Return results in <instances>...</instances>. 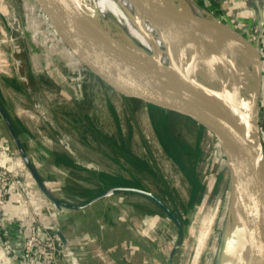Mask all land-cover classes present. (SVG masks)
I'll return each mask as SVG.
<instances>
[{"label": "rangeland", "instance_id": "1", "mask_svg": "<svg viewBox=\"0 0 264 264\" xmlns=\"http://www.w3.org/2000/svg\"><path fill=\"white\" fill-rule=\"evenodd\" d=\"M11 2L16 55L25 62L32 82L30 88L43 101L40 109L45 111L41 117L43 123L32 126L42 130V135L53 143L51 148L60 152L61 173L66 168L68 176L62 174L59 179L56 173L47 170L49 164L42 169L35 166L31 173L42 176L63 197L74 199L73 203L77 204L119 186L149 191L166 204L178 222L155 201L136 192L114 191L97 201L103 203L115 195L118 202L137 206L135 217L147 227L144 229L150 237L142 244L140 253L158 255L157 264H165L166 259L168 264H220L229 207L234 201L233 176L222 149L209 141L201 145L198 142L201 130L174 112L194 106L182 94L172 93L171 99L165 101L159 90L139 79L128 64L121 60L122 64L118 65L115 55L116 78L131 93L132 103H124L88 72L83 78L84 99L77 98L62 73H48L51 63L57 69L60 62L51 59L54 57L49 56L42 42L49 34L54 35L45 16L33 0H24V6L22 0ZM211 10L215 19L229 24L251 41L255 39L256 33L246 26L245 20L233 18V13L226 9ZM42 22L47 26L46 34L38 30ZM104 33L110 46L136 70L152 82L155 79L160 87L170 86L167 77L129 51L120 40L109 36L108 30ZM54 39L60 43L57 36ZM53 53H57L55 49ZM260 54L264 64L262 46ZM60 55L66 59L68 49H63ZM145 87L149 95L143 92ZM178 95L182 97L181 104L176 100ZM261 98L264 99V88ZM148 111L154 114L153 123L149 121ZM7 227L3 222V232L13 231ZM226 252L227 260L229 249ZM2 260L0 253V264Z\"/></svg>", "mask_w": 264, "mask_h": 264}, {"label": "crops", "instance_id": "2", "mask_svg": "<svg viewBox=\"0 0 264 264\" xmlns=\"http://www.w3.org/2000/svg\"><path fill=\"white\" fill-rule=\"evenodd\" d=\"M196 2L206 11H212L211 8L216 12L226 9L233 13V18L240 17L245 20L246 26L256 33L252 42L259 50L261 46L264 47V0H196ZM13 14L11 0H0V166L21 177L31 187L33 205L40 211L39 237L41 239L53 237L58 240L54 230V226H57L64 233L68 246L77 253L81 264H157L158 255L140 253L142 244L150 240V237L144 229L147 227L135 217L137 206L120 203L115 195L103 203H99L98 200L82 209L61 207L63 211L57 216L54 215L52 203L40 189L37 177L56 199L71 205L81 204L73 203L72 197L76 196H69L73 201L63 197L57 187H51L39 174L31 173L35 166L42 169V166L44 168V165L49 164L47 170L56 173L59 179L62 178V174L68 176L66 168L61 173L63 169L59 160L60 152L51 148L53 143L42 135V130L39 131L32 126L43 123L41 117H44L45 111L42 112L40 109L43 107V101H40L41 98L34 88L33 96L30 93L32 82L25 69V62L22 59L17 60L11 25ZM18 62L22 63L25 79L19 74ZM25 80L29 82V86ZM65 177L64 180H69ZM60 185L61 183L59 187ZM33 218L15 187L10 185L7 189L3 221L8 225L7 228H12L13 231L8 229L3 232V237L13 247L18 242L23 243L30 232ZM149 231L151 232L150 229ZM75 252L69 251V254L73 255ZM32 259L33 262L41 264H66L62 256L38 247L34 248ZM1 264L13 262L2 260ZM165 264H168L167 259Z\"/></svg>", "mask_w": 264, "mask_h": 264}, {"label": "bare ground", "instance_id": "3", "mask_svg": "<svg viewBox=\"0 0 264 264\" xmlns=\"http://www.w3.org/2000/svg\"><path fill=\"white\" fill-rule=\"evenodd\" d=\"M142 1L144 5L137 0H61L67 7L64 10L72 27L79 29L76 10L79 5L98 28L108 30L111 37L120 40L172 81L175 88L160 87L157 82L143 77L111 47L116 63L121 65L124 61L128 64L139 79L159 90L165 101L171 99L172 93L182 94L195 109L224 119L221 99L224 87H228L232 120L243 124L254 86V57L259 49L252 45L249 38L246 37L244 42L219 27H216L215 34L199 29L195 16L206 19H213L214 16L201 8L196 0ZM232 176L234 201L229 207L220 264H230L244 196L233 171ZM228 249L229 258L226 260Z\"/></svg>", "mask_w": 264, "mask_h": 264}, {"label": "water", "instance_id": "4", "mask_svg": "<svg viewBox=\"0 0 264 264\" xmlns=\"http://www.w3.org/2000/svg\"><path fill=\"white\" fill-rule=\"evenodd\" d=\"M23 6H24V0ZM42 14L45 16L54 30L60 43L55 41L52 35L46 36L44 43L45 50L49 56H53V49L63 54V48L68 51L77 60L78 65L72 68L67 60L61 58H51L58 60L57 69L62 73L68 87L77 98L83 97L82 87L85 83V72L92 74L102 84L110 88L121 100L126 103H132V95L128 89L118 81L115 74L114 52L110 46V40L105 35V29L98 28L96 22L86 17L82 8L77 5V15L79 18V29L72 27L68 21L66 12L61 0H33ZM144 5L142 0H137ZM33 14L37 15L35 10ZM199 29L206 33L215 34L216 27L236 36L238 39L246 42V37L229 24L218 19H206L195 16ZM44 22L39 25L40 34H46L47 28ZM48 40V43L46 42ZM55 46H53V44ZM254 47L258 46L252 43ZM259 49V48H258ZM22 58H18L19 61ZM18 71L21 77L25 79L22 72V63L18 62ZM27 86L29 82L25 80ZM263 89L262 59L260 50L254 57V86L249 101L246 120L243 124L235 123L232 119V104L230 100V88L224 87V96L221 99L223 117L218 119L205 110L194 108H182L177 111L179 115L188 119L200 131L198 142L202 145L207 141L211 145L219 146L229 165L227 167L230 174L234 173L238 187L244 191V196L240 204V217L237 220V235L234 249L230 254V264H264V145L260 134V97ZM143 92L150 94L147 87ZM33 96V91L30 88ZM176 100L183 103L182 97L177 96ZM177 102V103H178ZM150 123L154 122V114L147 112ZM152 117V118H151ZM197 130V131H198ZM200 145V148H201ZM19 181L21 177L16 175ZM37 183L50 202L57 208L64 207L70 209H82L93 202L107 197L114 191H132L152 199L159 204L176 222L178 219L172 211L153 193L133 187H115L104 191L99 196L88 200L81 205H71L59 199H56L44 187L43 183L37 177ZM179 226V224H178ZM55 234L59 243L64 249H71L66 241L64 233L60 228L54 226ZM181 232V230H180ZM22 242L14 246L16 256L20 257Z\"/></svg>", "mask_w": 264, "mask_h": 264}, {"label": "built area", "instance_id": "5", "mask_svg": "<svg viewBox=\"0 0 264 264\" xmlns=\"http://www.w3.org/2000/svg\"><path fill=\"white\" fill-rule=\"evenodd\" d=\"M262 72L264 74V64L262 60ZM264 77V76H263ZM264 85V79H263ZM264 88V86H263ZM263 91V89H262ZM259 113L261 112V119H264V99H260L259 102ZM260 134L262 142L264 145V129L260 127ZM10 185H13L21 197L22 203L29 207L31 210L33 218V223L30 226V232L25 237L21 255L16 256L14 247L3 237V220H4V207L6 202L7 189ZM53 208L54 215H59L63 209L55 207L51 204ZM40 211L33 205L31 187L23 180L19 181L14 173L0 166V253L2 254L4 261L13 262V264H41L33 262L32 255L35 247L46 250L54 255H61L66 264H81L77 253L73 249H64L62 245L53 237H47L46 239H41L38 235V227L41 225L39 222ZM73 250V251H72ZM70 252H75V258L73 255L68 254ZM18 262V263H17Z\"/></svg>", "mask_w": 264, "mask_h": 264}, {"label": "trees", "instance_id": "6", "mask_svg": "<svg viewBox=\"0 0 264 264\" xmlns=\"http://www.w3.org/2000/svg\"><path fill=\"white\" fill-rule=\"evenodd\" d=\"M30 3H32V2H30ZM62 3V2H61ZM33 5H35L34 3H32ZM36 6V8H37V5H35ZM38 10H40L39 8H37ZM40 14H42V12L40 13ZM43 15V14H42ZM44 16V15H43ZM49 30L51 31V27H50V25H49ZM56 36V34H55V32H54V35H53V37H55ZM110 36V35H109ZM113 38V37H112ZM114 39V38H113ZM125 46V45H124ZM63 49H66V47H63ZM129 51H131V50H129ZM57 53H53L54 55H53V57L54 58H60L59 57V52L58 51H56ZM69 52V51H68ZM133 54H135L137 57H139L140 59H141V57L139 56V55H137L136 53H134L133 51H131ZM60 56H62V55H60ZM62 59V58H61ZM64 61H66L67 60V62H68V65L70 66V67H72V68H76V66L78 65V62H77V60L73 57V55H71V53L69 52V55L67 56V58L66 59H63ZM145 61V60H144ZM146 62V61H145ZM147 63V62H146ZM148 65H150L149 63H147ZM151 66V65H150ZM152 67V66H151ZM50 69H48V73L49 74H55V73H60L57 69H56V67L54 68V66H53V63H51V66L49 67ZM154 68V67H153ZM155 69V68H154ZM159 72V71H158ZM143 77H145L146 79H148L147 78V76L145 75V74H141ZM148 80H150V81H152L151 79H148ZM153 82H156V80L154 79L153 80ZM168 82H169V84H170V87H173V88H175L176 86H175V84L174 83H172L171 81H169L168 80ZM260 127L262 128V129H264V119H261V121H260Z\"/></svg>", "mask_w": 264, "mask_h": 264}]
</instances>
